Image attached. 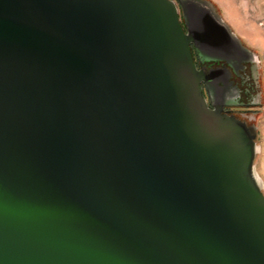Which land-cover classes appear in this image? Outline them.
Returning <instances> with one entry per match:
<instances>
[{"label": "water", "instance_id": "1", "mask_svg": "<svg viewBox=\"0 0 264 264\" xmlns=\"http://www.w3.org/2000/svg\"><path fill=\"white\" fill-rule=\"evenodd\" d=\"M210 62H259L210 0H0V264H264Z\"/></svg>", "mask_w": 264, "mask_h": 264}, {"label": "flooded vegetation", "instance_id": "2", "mask_svg": "<svg viewBox=\"0 0 264 264\" xmlns=\"http://www.w3.org/2000/svg\"><path fill=\"white\" fill-rule=\"evenodd\" d=\"M196 61L197 57H196ZM207 70L228 68L231 72L230 91L232 94L227 98V102L235 103L225 107L224 112L229 115H235L243 120L254 115L256 105L261 99L262 90L259 81L255 78V66L251 62L244 63L238 69L231 68L224 62H210L203 65ZM205 95H207L204 86ZM260 98V99H259Z\"/></svg>", "mask_w": 264, "mask_h": 264}, {"label": "crops", "instance_id": "3", "mask_svg": "<svg viewBox=\"0 0 264 264\" xmlns=\"http://www.w3.org/2000/svg\"><path fill=\"white\" fill-rule=\"evenodd\" d=\"M223 15L225 21L238 36L254 40L255 45L264 48V0H210ZM261 25V26H260Z\"/></svg>", "mask_w": 264, "mask_h": 264}, {"label": "rangeland", "instance_id": "4", "mask_svg": "<svg viewBox=\"0 0 264 264\" xmlns=\"http://www.w3.org/2000/svg\"><path fill=\"white\" fill-rule=\"evenodd\" d=\"M260 24L264 25V23H260ZM240 39L249 50H251L254 54L258 56L259 59V62L257 63L251 62V63L254 64L255 66L254 75L256 80L259 81L261 85L262 96L261 99L259 98L260 100L258 101V105H256L253 108L255 109L254 115L251 117H247L244 120L247 121L250 126H255L256 132L258 134V145L260 148V152L256 159V168L258 174L260 175L264 183V48L260 47L259 45H255L253 40L254 38L249 39V38L240 37ZM257 40L259 42L263 41L264 43V37H257Z\"/></svg>", "mask_w": 264, "mask_h": 264}]
</instances>
